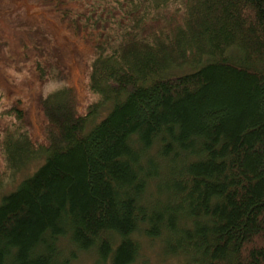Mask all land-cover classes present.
Listing matches in <instances>:
<instances>
[{
  "label": "trees",
  "instance_id": "16d2710c",
  "mask_svg": "<svg viewBox=\"0 0 264 264\" xmlns=\"http://www.w3.org/2000/svg\"><path fill=\"white\" fill-rule=\"evenodd\" d=\"M48 1L93 43L96 99L81 113L68 85L46 93L42 142L4 112L21 178L0 196V264H135L144 242L264 264V0Z\"/></svg>",
  "mask_w": 264,
  "mask_h": 264
},
{
  "label": "rangeland",
  "instance_id": "374dc122",
  "mask_svg": "<svg viewBox=\"0 0 264 264\" xmlns=\"http://www.w3.org/2000/svg\"><path fill=\"white\" fill-rule=\"evenodd\" d=\"M48 2L0 0V138L14 123L4 112L17 106L23 112L25 129L34 141L42 142L39 101L57 87L68 85L73 89L81 113L96 99L88 90L93 43L73 34L66 20ZM67 5L68 10H79L74 3ZM38 65L45 71L43 82L36 70ZM39 161L23 175L37 167ZM20 178L21 175L14 180L7 178L0 153V196L13 189ZM92 260V255L83 254L72 264H92ZM135 264L183 263L164 256L157 243L144 242Z\"/></svg>",
  "mask_w": 264,
  "mask_h": 264
}]
</instances>
